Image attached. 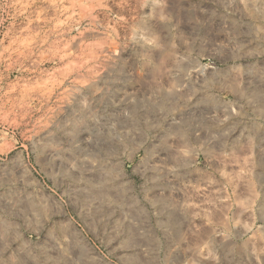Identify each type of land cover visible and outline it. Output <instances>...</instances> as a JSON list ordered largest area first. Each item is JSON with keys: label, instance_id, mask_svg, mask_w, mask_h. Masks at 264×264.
Returning <instances> with one entry per match:
<instances>
[{"label": "rangeland", "instance_id": "374dc122", "mask_svg": "<svg viewBox=\"0 0 264 264\" xmlns=\"http://www.w3.org/2000/svg\"><path fill=\"white\" fill-rule=\"evenodd\" d=\"M0 264H264V0H0Z\"/></svg>", "mask_w": 264, "mask_h": 264}]
</instances>
